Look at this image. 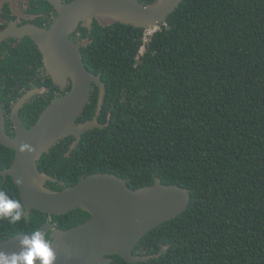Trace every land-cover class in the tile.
<instances>
[{"label":"trees","instance_id":"16d2710c","mask_svg":"<svg viewBox=\"0 0 264 264\" xmlns=\"http://www.w3.org/2000/svg\"><path fill=\"white\" fill-rule=\"evenodd\" d=\"M144 30L96 20L89 33L84 29L88 39L76 43L105 92L97 105L92 84L76 122L97 117L103 127L85 130L70 149L73 135L57 141L41 155L39 171L56 179L53 189L110 173L131 188L157 177L188 190L187 208L132 250L158 257L128 263L113 254L109 264H264V0H182L146 41ZM7 55L2 73L13 66ZM22 59L16 65L23 72L35 63ZM1 83L9 110L15 80L7 75ZM49 95L22 108L26 127L54 89ZM13 155L0 141V170ZM0 190L21 201L11 176L0 175ZM86 216L78 208L51 220L74 224ZM47 220L37 209L28 221L0 218V240Z\"/></svg>","mask_w":264,"mask_h":264},{"label":"water","instance_id":"95a60500","mask_svg":"<svg viewBox=\"0 0 264 264\" xmlns=\"http://www.w3.org/2000/svg\"><path fill=\"white\" fill-rule=\"evenodd\" d=\"M57 15L48 28L33 24L10 27L0 31V43L10 35H29L44 56V64L53 81L59 84L71 79L69 92L54 98L41 112L35 124L26 127L18 116L25 97L12 108L14 135L5 131L0 105V141L14 150L10 166L0 175L11 176L17 185L28 219L32 209L48 215L38 230L53 241L55 264H109L111 255L117 254L128 263L145 261L157 254L140 255L132 250L141 237L164 221L182 213L188 206V190L176 184H164L155 177L152 184L131 188L127 179L110 173L82 175L70 186L53 189L47 182L56 179L41 172L37 162L41 155L57 141L81 134L97 125V117L77 123L76 120L88 102L92 84L103 83L99 75L84 64L79 45L69 37L79 24L90 27L94 19L101 25L114 22L156 30L182 0H72L68 3L49 0ZM29 145L33 151L21 150ZM90 217L68 229H60L51 220L75 209ZM27 232L0 240V252L19 253L20 241ZM36 264H39L37 261Z\"/></svg>","mask_w":264,"mask_h":264},{"label":"flooded vegetation","instance_id":"af4514ba","mask_svg":"<svg viewBox=\"0 0 264 264\" xmlns=\"http://www.w3.org/2000/svg\"><path fill=\"white\" fill-rule=\"evenodd\" d=\"M60 1L68 3L72 0H60ZM56 15H57V10L55 9V7L52 5V3L49 0H0V25H1L0 31L10 27L11 24H15L18 27L25 25V24H33L40 28H48ZM92 25H93V22L91 23L90 27L79 24L74 31L69 33V37L75 42L77 41H80V42L82 41V43L85 42L86 39L88 38L85 35H83L82 32L84 31V29H86L89 33L91 31ZM145 30L143 34V41H146L148 36L151 34L149 31L148 32L146 31L147 32L146 33ZM142 49L143 47L140 49V52H142ZM5 54H8L7 56L11 57L13 61V66L9 67L8 70H4L5 72L2 73L3 67L1 66V63H2L1 60H2V56H4ZM16 57H18V63H17V60H15ZM22 58H27V59L29 58L35 61L34 64L28 65L29 68H26L27 71L25 70L24 72L22 71L23 65L21 66L16 65V64H21L24 61ZM5 64H2V65H5ZM7 75L10 76V78L15 80V85H16L14 89L11 87V92L8 93L9 95H11L9 110H7L8 107L7 109L5 108L4 102L2 101V98H1V93H0V105H1L2 114L4 117L5 131L10 136H13L15 133L14 124L11 118V112H12L13 105L18 100H20L22 97H25V101L22 103V105L18 109V116L22 120V117L20 116V114H22L21 110L25 105H27L28 102H31L33 99H40L42 95H44L45 99H48V97L50 96L49 89L51 88L54 89L55 95L51 97L49 102L46 105H44V107H42L41 110H39V112L37 113L39 117L41 112L54 98L60 95L66 94L67 92H69L72 86L71 79H68L67 82L63 84H59L53 81V78L48 73L45 67L43 53L41 52L40 48L38 47L37 43L33 40V38L27 34L10 35L6 37L0 43V90L1 91L4 89V87L1 86L2 84L1 82L3 81L4 76H7ZM95 85L98 88L96 104L98 105L99 103L100 105H102L105 91L103 90L102 95H101L100 86L97 84ZM16 88L17 90H15ZM91 93L92 92H90L89 100L85 104V106L89 103L91 99ZM22 122L24 124L23 120ZM35 122L32 125H34ZM97 126L101 128L103 127V123H100L98 121ZM74 141H75V137L70 142L69 149L71 148ZM13 158H14V155H13ZM52 185L54 187L57 186V184L54 185L53 183L49 181L46 184V186L48 187H52ZM89 217L90 216L88 215L82 218L81 220L75 222L74 224L69 223L66 220H63L59 223L57 221H53V223L56 224L57 228L68 229L79 223L85 222L86 220L89 219ZM24 218L27 221L29 220V218L28 219L26 217ZM46 236L48 237V234Z\"/></svg>","mask_w":264,"mask_h":264},{"label":"clouds","instance_id":"9594fccd","mask_svg":"<svg viewBox=\"0 0 264 264\" xmlns=\"http://www.w3.org/2000/svg\"><path fill=\"white\" fill-rule=\"evenodd\" d=\"M21 150L33 151L29 145H21ZM25 208L19 199L12 198L7 191L0 190V218L9 223L22 222ZM19 253L6 254L0 252V264H55L56 255L52 248L53 241L40 230H33L24 235L20 241Z\"/></svg>","mask_w":264,"mask_h":264},{"label":"rangeland","instance_id":"374dc122","mask_svg":"<svg viewBox=\"0 0 264 264\" xmlns=\"http://www.w3.org/2000/svg\"><path fill=\"white\" fill-rule=\"evenodd\" d=\"M146 31L148 32V31H153V30H150V29H146V30H145V32H146ZM147 32H146V33H147Z\"/></svg>","mask_w":264,"mask_h":264},{"label":"built area","instance_id":"2783aa9c","mask_svg":"<svg viewBox=\"0 0 264 264\" xmlns=\"http://www.w3.org/2000/svg\"><path fill=\"white\" fill-rule=\"evenodd\" d=\"M154 31V30H153ZM153 31H149L150 33H152Z\"/></svg>","mask_w":264,"mask_h":264}]
</instances>
